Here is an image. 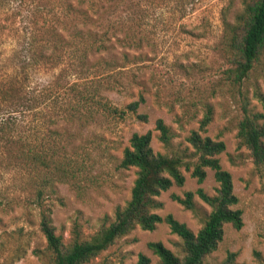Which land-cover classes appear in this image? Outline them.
I'll return each instance as SVG.
<instances>
[{"label": "rangeland", "instance_id": "374dc122", "mask_svg": "<svg viewBox=\"0 0 264 264\" xmlns=\"http://www.w3.org/2000/svg\"><path fill=\"white\" fill-rule=\"evenodd\" d=\"M105 5V25L117 21L119 36L129 32L135 41L131 46L127 42L116 44L119 65L103 69L97 76L91 74L86 81L99 84L120 108L143 96L138 112L147 113L148 119L142 120L131 111L120 115L103 110L92 118L61 119L56 134L58 161L64 162L66 173L60 175L30 172L5 161L0 167V264H54L40 225L43 213L50 215L56 233L66 242L73 238L76 225L82 238H90L110 224L116 210L130 199L137 176L136 167L120 165L134 132H151L155 151L180 154L190 163L189 168L182 166L184 184L162 191L154 211L162 216L171 213L198 232L212 207L197 190L216 194L220 183L211 167L205 168L207 175L202 182L193 176V163L198 160L188 140L193 130L225 142L218 156L222 167L232 174L239 197L235 207L243 210L242 228L226 224L224 237L208 260L221 263L234 253L231 264H264V175L238 136L245 102L264 112L263 103L254 95L256 89L264 94V54L241 84H234L224 72L229 63L223 17L234 21L243 0H120L115 13L110 11L109 0ZM37 17L41 20L42 13ZM12 29L0 31L2 42L12 40ZM139 38L141 44H136ZM19 39L15 34L14 42ZM124 51L130 53L128 60L122 58ZM60 71H42L36 82L38 91H56L73 78L68 73L60 75ZM208 104L212 119L200 130ZM160 118L173 133L168 145L160 139ZM187 191L195 192L192 209L175 197L185 198ZM151 241H162L176 254L184 255L181 236L161 222L153 230L137 226L85 264H135L140 253L150 257V264H162L148 246Z\"/></svg>", "mask_w": 264, "mask_h": 264}, {"label": "trees", "instance_id": "16d2710c", "mask_svg": "<svg viewBox=\"0 0 264 264\" xmlns=\"http://www.w3.org/2000/svg\"><path fill=\"white\" fill-rule=\"evenodd\" d=\"M119 3L120 0H109L110 11L115 13ZM25 6L28 8L24 10ZM40 8L43 10L38 12ZM105 10V0H0V31L11 26L20 37L17 42L13 40L15 34L9 43L0 40V167L9 161L30 172L66 173L64 162L58 161L56 134L61 119L69 122L92 118L101 110L120 115L131 111L138 113L142 120L148 119L147 113L138 112L145 100L143 96L120 108L99 84L89 85L86 81L91 74L97 76L99 71L119 65L116 44L134 45L129 32L119 36L117 21L105 25ZM8 13L15 15L14 18ZM38 13H42L41 20ZM223 24L229 63L224 72L234 84H241L264 54V0H243V8L235 20L225 16ZM135 43L141 44V38ZM122 58L128 60L130 53L124 51ZM52 70H61L60 75L68 73L73 78L56 91H38L36 82L40 73ZM254 95L264 105V94L256 89ZM242 110L238 124L240 145L250 149L257 168L264 175V112L253 110L248 102ZM211 119L212 107L208 104L200 130ZM157 127L160 139L170 144L173 135L170 127L162 118L158 119ZM188 140L198 154V160L193 163V176L202 182L207 175L205 168L211 167L220 183L216 194H208L202 188L197 190L201 199L212 207L198 232L171 213L162 216L154 211L160 205L156 198L162 191L184 184L182 166L189 168L190 163L180 154L155 151L151 132H134L120 165L136 167L137 176L130 199L116 210L110 224L90 238H82L76 225L73 238L66 242L56 233L50 215L42 214L40 225L54 264H85L137 226L153 230L161 222L169 224L184 243V255L180 256L162 241L149 242L148 246L162 264H214L208 260L209 254L223 239L226 224L242 228L243 210L235 207L239 197L234 192L232 174L222 167L218 156L224 151L225 142L204 136L199 130H193ZM194 195L195 192L187 191L185 198L175 197L192 209ZM234 255L231 253L229 259L217 264H231ZM150 262L149 256L140 253L135 264Z\"/></svg>", "mask_w": 264, "mask_h": 264}]
</instances>
